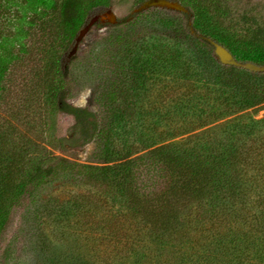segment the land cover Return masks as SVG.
I'll list each match as a JSON object with an SVG mask.
<instances>
[{
	"label": "trees",
	"instance_id": "16d2710c",
	"mask_svg": "<svg viewBox=\"0 0 264 264\" xmlns=\"http://www.w3.org/2000/svg\"><path fill=\"white\" fill-rule=\"evenodd\" d=\"M118 1L0 0L8 12V26L0 27V100L35 30L50 34L46 144L0 149V250L16 212L28 207L30 215L37 206L34 233L45 264H90L52 245L42 219L49 213L38 200L42 191L70 180L100 191L142 226L149 245L136 264H264V116L255 114L264 109V72L225 64L216 53L217 43L240 62L264 65V17L251 11L236 17L232 3L242 0H133V13L115 19L109 39L128 43L123 58L89 73L79 55L83 36ZM161 1L174 10L148 7ZM143 23L162 26L175 45L161 40L150 56L130 48V34ZM81 70L98 87L99 110L70 101ZM168 71L199 83L201 94L187 104L195 115L194 103H201V125L190 130L201 131L153 141L149 132L156 130L146 123L168 120L170 112L151 113L143 104L152 81L163 86ZM62 113L74 119L67 137L57 134ZM88 144L95 145L92 162L54 151Z\"/></svg>",
	"mask_w": 264,
	"mask_h": 264
},
{
	"label": "rangeland",
	"instance_id": "374dc122",
	"mask_svg": "<svg viewBox=\"0 0 264 264\" xmlns=\"http://www.w3.org/2000/svg\"><path fill=\"white\" fill-rule=\"evenodd\" d=\"M232 5L236 17L246 11L264 17V0H242ZM134 7L133 0H119L111 13L96 15L94 24L86 30L80 45L79 55L86 62L84 70L91 73L96 71L95 66L112 69L115 62L123 58L128 43L111 44L109 39L115 32V19L130 16ZM148 7L174 10L170 1H161ZM7 14L5 8L0 7V27L8 26ZM49 35L47 30L37 28L28 40L29 53L13 65L6 76L5 90L0 100V149L10 150L28 144L42 147L46 144L47 107L43 76L48 59L46 51L50 49ZM129 37L130 48L135 51H141L142 48L146 56L152 55L153 48L161 40L166 42L168 48L176 43L159 24L151 26L143 23ZM179 42L183 49L188 48L187 41ZM182 77V72L176 76L174 71H168L163 86H156L154 81L149 86V98H146L143 108L151 113L170 112L168 120H153L152 117L146 123H152L151 127L156 130L149 132L153 141H180L201 131V128L190 131L201 125V103H194L197 106L196 112L199 111L195 115L187 104L188 96L201 94V87L195 80L185 81ZM79 78L81 82L75 87L70 101L75 105L99 110L96 83L92 84L90 76L83 70ZM158 98L167 101L157 104ZM255 114L258 118L263 117L264 109ZM73 124L72 116L60 114L58 136L67 137ZM49 149L53 150L51 147ZM94 150V144L75 149L67 147L64 151L54 149L56 154L81 162H92ZM38 200L46 207L45 213L49 212L48 217L44 213L42 215L45 230L51 239L49 242L57 246L64 256L78 257L90 264H136L142 246L149 245L148 240L141 237L142 226L138 225L136 219L125 216L117 204L94 188L65 180L44 189ZM36 208L32 207L30 215L28 207H22L16 212L1 244L0 264H45L44 256L36 244L38 235L34 233L39 224Z\"/></svg>",
	"mask_w": 264,
	"mask_h": 264
},
{
	"label": "water",
	"instance_id": "95a60500",
	"mask_svg": "<svg viewBox=\"0 0 264 264\" xmlns=\"http://www.w3.org/2000/svg\"><path fill=\"white\" fill-rule=\"evenodd\" d=\"M216 53L220 57L221 61L225 64H234L251 71L264 72V65H259L252 62H240L235 58L230 50L221 44L216 43Z\"/></svg>",
	"mask_w": 264,
	"mask_h": 264
}]
</instances>
